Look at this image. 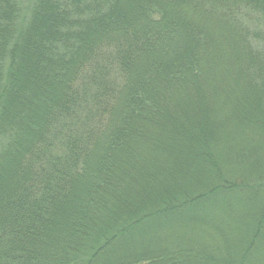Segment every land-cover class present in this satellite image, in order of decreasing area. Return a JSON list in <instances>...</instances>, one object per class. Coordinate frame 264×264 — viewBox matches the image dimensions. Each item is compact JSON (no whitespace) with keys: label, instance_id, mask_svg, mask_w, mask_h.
I'll return each instance as SVG.
<instances>
[{"label":"trees","instance_id":"16d2710c","mask_svg":"<svg viewBox=\"0 0 264 264\" xmlns=\"http://www.w3.org/2000/svg\"><path fill=\"white\" fill-rule=\"evenodd\" d=\"M0 264H264V0H0Z\"/></svg>","mask_w":264,"mask_h":264},{"label":"rangeland","instance_id":"374dc122","mask_svg":"<svg viewBox=\"0 0 264 264\" xmlns=\"http://www.w3.org/2000/svg\"><path fill=\"white\" fill-rule=\"evenodd\" d=\"M232 204V203H231ZM230 205V204H229ZM242 205L243 206H246V204L245 203H242ZM204 211V212H203ZM202 212H200V213H197L195 216H194V218H193V220H195V221H207L208 223H212V224H214L215 223V221H213V220H208L209 219V216H210V214H212V211H210L209 209H206V208H204V210H203ZM228 216H232V215H234V214H227ZM242 220L243 221H245L246 220V217H242ZM168 233L167 234H170L171 232L170 231H167Z\"/></svg>","mask_w":264,"mask_h":264}]
</instances>
